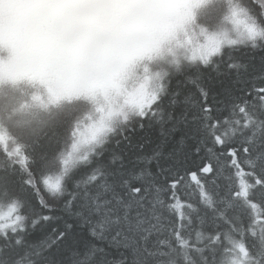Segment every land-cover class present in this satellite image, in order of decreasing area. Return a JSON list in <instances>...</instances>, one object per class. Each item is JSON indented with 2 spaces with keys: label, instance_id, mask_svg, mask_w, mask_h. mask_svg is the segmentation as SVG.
I'll use <instances>...</instances> for the list:
<instances>
[{
  "label": "snow or ice",
  "instance_id": "1",
  "mask_svg": "<svg viewBox=\"0 0 264 264\" xmlns=\"http://www.w3.org/2000/svg\"><path fill=\"white\" fill-rule=\"evenodd\" d=\"M22 87L0 264H264V0H0Z\"/></svg>",
  "mask_w": 264,
  "mask_h": 264
},
{
  "label": "rangeland",
  "instance_id": "2",
  "mask_svg": "<svg viewBox=\"0 0 264 264\" xmlns=\"http://www.w3.org/2000/svg\"><path fill=\"white\" fill-rule=\"evenodd\" d=\"M212 9H208L207 12H212ZM169 59L171 58L170 56L168 57ZM157 63H161L160 61H157ZM30 89V88H29ZM31 90V89H30ZM21 95L19 96H15V94H11L10 90L9 91H0V108L3 107H16L19 106V104L22 102L21 99ZM30 116H32V114L28 111V109L23 110L20 114H19V118L21 119V121L23 122H30Z\"/></svg>",
  "mask_w": 264,
  "mask_h": 264
},
{
  "label": "trees",
  "instance_id": "3",
  "mask_svg": "<svg viewBox=\"0 0 264 264\" xmlns=\"http://www.w3.org/2000/svg\"><path fill=\"white\" fill-rule=\"evenodd\" d=\"M5 91H9L10 90V93L13 95L15 94V96H19L21 95L23 97H21L22 101L26 98V96L28 94H30V92L32 90H30L29 88L27 87H22L21 89H14V88H6L4 89ZM3 91V90H2ZM26 110V109H24ZM28 111L32 114V116H30V122L32 124H36L37 122L39 121H42V120H47V119H50V117H48L46 114L42 113L39 111V109L35 108V107H32V108H28Z\"/></svg>",
  "mask_w": 264,
  "mask_h": 264
}]
</instances>
